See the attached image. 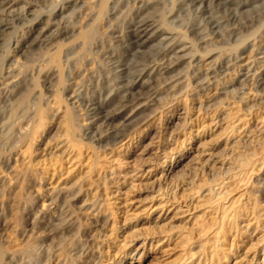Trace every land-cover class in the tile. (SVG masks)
<instances>
[{
  "label": "rangeland",
  "instance_id": "374dc122",
  "mask_svg": "<svg viewBox=\"0 0 264 264\" xmlns=\"http://www.w3.org/2000/svg\"><path fill=\"white\" fill-rule=\"evenodd\" d=\"M0 264H264V0H0Z\"/></svg>",
  "mask_w": 264,
  "mask_h": 264
},
{
  "label": "bare ground",
  "instance_id": "6f19581e",
  "mask_svg": "<svg viewBox=\"0 0 264 264\" xmlns=\"http://www.w3.org/2000/svg\"><path fill=\"white\" fill-rule=\"evenodd\" d=\"M108 3H109V2H108ZM102 8H103V7H102ZM100 10H102V9H100ZM130 34H131V33H130ZM85 39H86V38H85ZM55 53H56V52H55ZM55 53H53V55H55ZM9 61H10V60H9ZM149 70H150V69H149ZM1 75H2V74H1ZM153 75H154V74H153ZM158 75H159V74H158ZM142 76H143V75H142ZM142 76H141V77H142ZM144 76H145V75H144ZM149 76H150V75H149ZM242 76H243V75H242ZM136 77H137V76H136ZM117 78H118V77H117ZM148 79H149V78H148ZM151 81H152V80H151ZM135 82H136V81H135ZM135 82H131V83L129 84L128 89H129L130 91L134 88V84H135ZM100 83H101V82H100ZM110 83H111V82H110ZM114 83H115V82H114ZM191 83H192V82H191ZM102 85H103V84H102ZM110 85H111V84H110ZM97 86H99V85H97ZM97 86H96V87H97ZM111 86H112V85H111ZM102 87H103V86H102ZM106 87H107V86H106ZM100 88H101V86L99 87V90H100ZM110 88H112V87H110ZM119 88H120V87H119ZM116 89H117V88H116ZM123 89H124V88H123ZM126 89H127V87H126ZM128 89H127V90H128ZM101 90H102V89H101ZM110 90H111V89H110ZM133 90H134V89H133ZM133 90H132V91H133ZM111 91H112V90H111ZM125 91H126V90H125ZM115 92H116V90H115ZM105 93H106V92H105ZM105 93H104V94H105ZM112 93H113V92H112ZM132 93H133V92H132ZM107 94H108V93H107ZM110 94H111V92H110ZM110 94H109V95H110ZM128 94H129V93H128ZM128 94H127V96H128ZM135 94H136V93H135ZM97 95H98V94H97ZM99 95H100V93H99ZM112 95H113V94H112ZM114 95H115V94H114ZM124 95H125V94H124ZM130 95H131V94H129V96H130ZM137 95H138V94H137ZM107 96H108V95H107ZM110 96H111V95H110ZM110 96H109V97H110ZM119 96H120V95H119ZM121 96H122V95H121ZM124 97H125V96H124ZM132 97H133V96H132ZM89 98H90V97H89ZM93 98H94V97H93ZM113 98H114V97H113ZM115 98H117V97H115ZM134 98H135V97H134ZM105 99H106V98H105ZM109 99H110V98H109ZM101 100H102V98H101ZM101 100H100V101H101ZM103 100H104V99H103ZM110 100H111V99H110ZM114 100H115V99H114ZM129 100H130V99H129ZM82 101H83V100H81V102H82ZM96 101H97V100H96ZM98 101H99V100H98ZM100 101H99V102H100ZM124 101H125V100H124ZM130 102H131V101H130ZM139 102H140V101H139ZM109 103H110V102H109ZM120 103H121V102H120ZM89 104H90V103H89ZM99 104H100V103H99ZM106 104H107V103H106ZM128 104H129V103H128ZM133 104H134V103H133ZM95 105H96V104H95ZM100 105L102 106V104H100ZM107 105H108V104H107ZM123 106H124V105H123ZM131 107H132V106H131ZM116 108H118V106H117ZM116 108H115V109H116ZM91 109H92V107H91ZM94 111H95V110H94ZM121 111H122V109H121ZM125 111H126V110H125ZM125 111H124V112H125ZM112 114H113V113H112ZM124 115H125V114H124ZM70 116H71V115H70ZM67 117H69V116H67ZM112 118H113V117H112ZM120 118H121V117H120ZM116 120H117V119H116ZM123 120H124V119H123ZM111 121H112V120H111ZM96 122H97V121H96ZM110 123H111V122H110ZM124 125H125V124H124ZM119 126H120V125H119ZM126 129H127V128H126ZM117 132H118V131H117ZM98 138H99V137H98ZM118 138H119V136H118ZM107 140H108V139H107ZM108 141H109V140H108Z\"/></svg>",
  "mask_w": 264,
  "mask_h": 264
}]
</instances>
